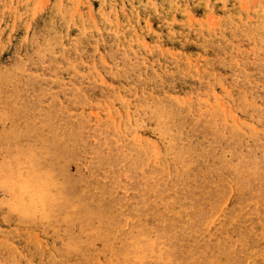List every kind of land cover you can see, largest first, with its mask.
<instances>
[{
    "label": "rangeland",
    "instance_id": "obj_1",
    "mask_svg": "<svg viewBox=\"0 0 264 264\" xmlns=\"http://www.w3.org/2000/svg\"><path fill=\"white\" fill-rule=\"evenodd\" d=\"M0 264H264V0H0Z\"/></svg>",
    "mask_w": 264,
    "mask_h": 264
},
{
    "label": "bare ground",
    "instance_id": "obj_2",
    "mask_svg": "<svg viewBox=\"0 0 264 264\" xmlns=\"http://www.w3.org/2000/svg\"><path fill=\"white\" fill-rule=\"evenodd\" d=\"M180 92V91H179ZM67 93V92H66ZM232 93V92H231ZM253 93V92H252ZM188 99V98H187ZM184 103V102H183ZM43 106V105H42ZM49 108V107H48ZM81 111V110H80ZM185 111V110H184ZM230 112V111H229ZM111 117V116H110ZM233 117V116H232ZM113 119V118H112ZM235 120V119H234ZM119 125V124H118ZM114 127V126H113ZM254 130V129H253ZM105 132V131H104ZM120 137V136H119ZM197 140V139H196ZM157 141V140H156ZM155 141V142H156ZM155 145V144H154ZM157 146V145H155ZM159 147V146H158ZM162 151V150H161ZM170 160V159H169ZM159 165V164H158ZM154 167V166H153ZM115 174V173H114ZM117 174V173H116ZM232 182V181H231ZM149 189V188H148ZM132 202V201H131ZM123 207V206H122ZM132 213V212H131ZM192 214V213H191ZM170 215V214H169ZM125 227V226H124ZM146 230V229H145ZM113 231V230H112ZM115 233V232H114ZM209 236V235H208ZM174 241V240H173ZM151 242V241H150ZM166 242V241H165ZM211 244V243H210ZM220 259V258H219ZM219 261V260H218Z\"/></svg>",
    "mask_w": 264,
    "mask_h": 264
}]
</instances>
